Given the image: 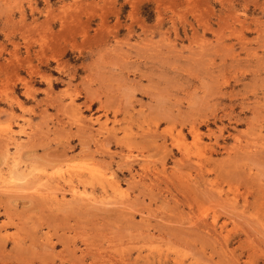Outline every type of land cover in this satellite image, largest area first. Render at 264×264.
Listing matches in <instances>:
<instances>
[{
  "label": "rangeland",
  "instance_id": "1",
  "mask_svg": "<svg viewBox=\"0 0 264 264\" xmlns=\"http://www.w3.org/2000/svg\"><path fill=\"white\" fill-rule=\"evenodd\" d=\"M0 264H264V0H0Z\"/></svg>",
  "mask_w": 264,
  "mask_h": 264
},
{
  "label": "bare ground",
  "instance_id": "2",
  "mask_svg": "<svg viewBox=\"0 0 264 264\" xmlns=\"http://www.w3.org/2000/svg\"><path fill=\"white\" fill-rule=\"evenodd\" d=\"M180 140V139H179ZM11 173V172H10ZM92 175H95L96 173H95V171L93 172V171H91L90 172ZM21 174V173H20ZM14 175V174H13ZM102 177H104V173H103V175H101ZM61 177V176H60ZM65 177V176H64ZM99 177H100V175H99ZM18 178H20V177H18ZM17 178V179H18ZM28 178V177H27ZM70 178H72V176H70ZM111 178H112V176H111ZM107 180H110L109 178H106ZM67 180V179H66ZM72 180V179H71ZM73 181V180H72ZM71 181V182H72ZM69 182V181H68ZM59 183V182H58ZM113 189L115 190V191H120L121 190V186H120V184H116L115 186H113ZM72 191H73V194H82V193H85V191H86V189L82 192V190L80 189V188H78L77 186H74L73 185V187H72ZM81 196V195H80Z\"/></svg>",
  "mask_w": 264,
  "mask_h": 264
}]
</instances>
